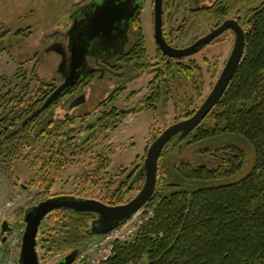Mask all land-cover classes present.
<instances>
[{"label": "trees", "instance_id": "trees-1", "mask_svg": "<svg viewBox=\"0 0 264 264\" xmlns=\"http://www.w3.org/2000/svg\"><path fill=\"white\" fill-rule=\"evenodd\" d=\"M13 76L22 77L10 84L18 92L0 77V177L12 180L13 159L41 139L47 147L37 164L49 192L60 163L51 151L62 135L47 137L53 131L36 106L55 87L38 76V88L26 95L25 72ZM161 97L157 92L156 101ZM142 177L127 171L126 181L100 201L123 203L131 181ZM146 206L151 219L134 239L115 243L104 264H135L142 256L148 264H264V2L252 10L244 54L223 96L192 132L162 150ZM91 217L64 208L47 214L37 235L46 264L61 245L74 243L79 251L89 245L80 241Z\"/></svg>", "mask_w": 264, "mask_h": 264}, {"label": "flooded vegetation", "instance_id": "flooded-vegetation-1", "mask_svg": "<svg viewBox=\"0 0 264 264\" xmlns=\"http://www.w3.org/2000/svg\"><path fill=\"white\" fill-rule=\"evenodd\" d=\"M55 1L61 11L53 23L65 24L63 29L57 26L49 33L52 37L51 49L59 57L56 67L59 84L71 69L72 56L75 58V73L80 77L40 114L47 119L48 127L53 131L47 137H54V133L65 129L60 133L63 138H71L70 141L79 138L82 143L96 140L94 137L101 134V129H109L111 125L112 130L116 129L127 115H138L144 108L154 111L158 106L157 92L162 95L161 105L166 101L164 91L169 95L172 87L179 91L184 88L185 92H203L204 76H219L224 68L233 50L237 30L244 34L246 44L252 10L264 2ZM224 24L226 27L215 34ZM211 34L215 35L204 40ZM160 42L174 49H182L185 54L181 57L169 56ZM222 44L230 47L219 67L222 51L216 55L211 51L213 47L221 48ZM13 82L20 83L17 80ZM176 96L172 94L174 102L177 101ZM43 102L38 103L36 110ZM3 111L1 106L0 113ZM152 135L153 138L157 136ZM138 169V166H133L128 172L133 174ZM143 180V177L142 180L138 179L133 186L140 181L143 184ZM58 195L62 194L51 196ZM94 219L92 215L88 223ZM75 247L74 244L61 252L54 262Z\"/></svg>", "mask_w": 264, "mask_h": 264}, {"label": "rangeland", "instance_id": "rangeland-1", "mask_svg": "<svg viewBox=\"0 0 264 264\" xmlns=\"http://www.w3.org/2000/svg\"><path fill=\"white\" fill-rule=\"evenodd\" d=\"M59 9L55 0H0V77H5V84L10 85L13 83L11 81L15 80L21 81V76H13L19 70L25 72L24 82L28 83L26 95L34 93L38 88V76L43 81H51L54 87L59 85L56 71L59 57L51 49L52 37L49 35L58 28L57 26L64 28V23H53L61 11ZM229 47L230 45L222 44L221 48H212L211 53L214 55L222 51L219 67L227 57ZM36 53L39 55L35 56ZM217 77L205 75L201 93L190 90L185 92L184 88L179 91L172 87L169 89L170 94H166L165 103L161 105L160 101H157L158 106L154 111L144 108L138 115H127L116 129L112 130V125L109 129H101V134H97L93 142L89 140L82 143L79 138L69 141L59 136L51 152L56 154L60 163L49 192H45L42 172L37 164V160L43 155L39 142L41 139L23 147V152L13 159L9 168L12 180L4 175L0 177V208L5 212L0 225L6 219L13 229H19L23 209L45 199L49 196L47 193H50V196L73 194L99 200L113 194L114 190L126 181V172L143 163L145 148L154 139L152 134L158 135L168 125L191 116L203 98L205 99ZM10 88L15 92L21 89L14 85H10ZM172 94L177 95V101H173ZM78 125L77 122L76 126ZM59 131L57 134L65 129ZM104 162L107 165L99 167V164ZM141 184L142 181L138 182L132 190L123 195V203L138 192ZM17 188L21 190L20 200L14 207L5 208V199ZM41 229L42 225L38 234ZM97 238L99 235L84 236L80 243L91 244ZM5 246V243L1 244L0 250ZM73 246V243L64 244L61 245V250L63 252ZM19 248L14 264H18ZM135 264H148V260L146 256H142Z\"/></svg>", "mask_w": 264, "mask_h": 264}, {"label": "water", "instance_id": "water-1", "mask_svg": "<svg viewBox=\"0 0 264 264\" xmlns=\"http://www.w3.org/2000/svg\"><path fill=\"white\" fill-rule=\"evenodd\" d=\"M225 27V24L220 26L215 34L220 33ZM215 34H211L204 40H208ZM160 45L169 56L181 57L185 54V51L182 49L171 48L162 42H160ZM244 46V34L241 30H237L233 50L203 102L191 116L168 125L154 137L146 150L143 163L138 169L139 177L143 176L144 178L143 184L129 201L116 205H109L95 198L75 197L73 195L62 194L46 197L34 205L27 206L23 210L21 221L23 223V232L21 234L19 246L18 264H39L36 250L38 229L42 220L53 210L64 208L75 213H89L94 215L95 219L91 221L90 224L88 223L86 227L82 228V233L84 235L92 236L109 232L143 208L152 197L156 187L158 163L162 150L168 143L174 144L185 138L203 121L207 114L217 104L226 91L243 56ZM72 61L71 69L67 76H65L63 82L57 85L46 97L42 105L36 110L37 113L42 112L46 106L63 95L64 92L77 82L80 74L75 73L74 56H72ZM137 179L138 178L133 179L129 186H132ZM11 230L12 227L9 225L8 221L4 219L0 225L1 233L4 234ZM78 237L79 235H77V238ZM4 239L5 235H3V240ZM78 251V248L71 249L63 255L62 259L54 262L56 258H53L48 261L47 264H71Z\"/></svg>", "mask_w": 264, "mask_h": 264}, {"label": "built area", "instance_id": "built-area-1", "mask_svg": "<svg viewBox=\"0 0 264 264\" xmlns=\"http://www.w3.org/2000/svg\"><path fill=\"white\" fill-rule=\"evenodd\" d=\"M20 198L21 190L18 188L12 190L5 199V208L8 209L14 207ZM4 215V209L0 208V220L5 217ZM152 216L153 210L145 205L138 212L133 214L127 220L123 221L120 225L107 233L99 235V238H97L96 241L78 251L74 261L71 264H104L107 258L111 255L114 244L124 243L134 239L140 227L149 221ZM22 232L23 225H21L19 229L12 228L10 232L0 234V245L3 243L6 244L5 248L0 250V264L15 263ZM3 235H5L4 240ZM36 250L39 264H46L44 259V251L41 249L38 243L36 245Z\"/></svg>", "mask_w": 264, "mask_h": 264}]
</instances>
